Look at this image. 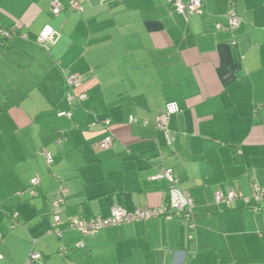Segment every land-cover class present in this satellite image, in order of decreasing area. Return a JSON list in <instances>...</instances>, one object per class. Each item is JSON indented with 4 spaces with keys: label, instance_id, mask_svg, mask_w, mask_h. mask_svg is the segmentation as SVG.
<instances>
[{
    "label": "crops",
    "instance_id": "obj_1",
    "mask_svg": "<svg viewBox=\"0 0 264 264\" xmlns=\"http://www.w3.org/2000/svg\"><path fill=\"white\" fill-rule=\"evenodd\" d=\"M70 1L0 0V26L29 37L0 51V264H21L32 249L43 264H67L61 245L74 264H264V207L213 203L217 191L264 186V0H201L191 15L168 0H76L82 11ZM230 8L239 26L215 29ZM45 25L61 34L49 50L34 42ZM71 74L81 81L73 91ZM72 92L86 99L68 101ZM168 102L179 108L171 143L154 126ZM107 133L113 142L101 148ZM159 167L193 199V228L164 215L87 237L69 227L113 206L164 205L167 180L150 178ZM32 177L37 196L24 192ZM59 185L61 237L48 233Z\"/></svg>",
    "mask_w": 264,
    "mask_h": 264
},
{
    "label": "built area",
    "instance_id": "obj_2",
    "mask_svg": "<svg viewBox=\"0 0 264 264\" xmlns=\"http://www.w3.org/2000/svg\"><path fill=\"white\" fill-rule=\"evenodd\" d=\"M168 3L174 8V10L182 15L199 14L202 12V2L201 0H168ZM69 7L72 10L82 11V5L76 1L71 0L69 2ZM63 7L54 2L51 12L56 15L61 12ZM224 16L227 19L226 23H215V29L217 30H234L239 26V18L236 12L230 8L225 13ZM20 28L16 25H10L7 27L0 26V51L6 46L13 38L19 37L22 39H29L28 35L21 33ZM60 32L54 29L50 25H45L38 32L34 38V42L45 50L54 45L60 38ZM235 44V41H232ZM65 80L70 90L73 91L80 86V77L78 75H66ZM68 101L80 102L86 99V93L80 92L75 94L74 92L67 94ZM179 111L178 105L175 102H168L165 105V109L158 115L154 126L163 132L164 138L167 143H171L174 136L169 129V121L174 113ZM62 115H69V113L62 112ZM130 124L137 123L134 116H130L128 119ZM102 123L105 128L110 126V121L108 119H103ZM146 124V121H143ZM113 142V136L111 134H106L99 141V146L101 148L109 147ZM45 157L47 166L52 163V157L50 153L46 150H42ZM152 180L166 179L168 182L167 187V197L166 203L160 207H149L142 206L131 211L123 209L118 206L111 207L110 214L106 217H75L68 221L69 227L77 230L83 237L92 236L100 229L120 224H128L136 221L146 220L152 217H158L164 215L178 216L184 218L188 221L190 228H193V214L195 209V203L193 199L185 192L182 191L179 186L175 175L171 168L159 167L156 172L150 177ZM39 186V178L32 177L29 181V186L24 190L30 196H37V187ZM66 200V191L59 185L56 196L51 202L52 206V228L48 231L50 234H54L57 237H61L62 233L59 228L61 223L60 212L64 206ZM240 200L244 205L253 211H258L264 207V186L259 184H253L251 187V193L249 195H243L235 189L229 188L226 193H221L219 191L214 193L213 203L215 205L224 204L229 207L233 202ZM18 213L12 211L10 213V227H13L18 221ZM191 237V236H190ZM192 238V237H191ZM2 241V233L0 232V242ZM85 243L80 240L75 243L76 248L84 247ZM68 248L65 245L59 247V254L66 259L67 264H74L70 259L67 258ZM2 254L0 253V258ZM42 254L36 250H30L24 262L21 264H43ZM13 264V263H9Z\"/></svg>",
    "mask_w": 264,
    "mask_h": 264
},
{
    "label": "trees",
    "instance_id": "obj_3",
    "mask_svg": "<svg viewBox=\"0 0 264 264\" xmlns=\"http://www.w3.org/2000/svg\"><path fill=\"white\" fill-rule=\"evenodd\" d=\"M6 46H7V45H6ZM6 46H4V48H3V49H5V47H6ZM3 49H2V50H3Z\"/></svg>",
    "mask_w": 264,
    "mask_h": 264
}]
</instances>
